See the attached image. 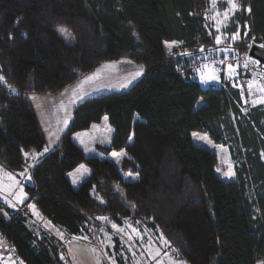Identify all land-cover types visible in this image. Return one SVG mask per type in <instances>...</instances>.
Masks as SVG:
<instances>
[{
  "label": "trees",
  "instance_id": "16d2710c",
  "mask_svg": "<svg viewBox=\"0 0 264 264\" xmlns=\"http://www.w3.org/2000/svg\"><path fill=\"white\" fill-rule=\"evenodd\" d=\"M234 1L229 31L239 28L243 49L226 46L229 55L264 46V0ZM210 6L211 0H0V165L9 171L22 168L24 152L46 145L28 94L59 93L106 61L127 58L142 68L129 89L76 105L57 143L31 168L23 205L34 206L42 223L0 200V235L18 261L75 264L66 241L96 250V217L122 216L159 229L183 264L264 262V106L243 112L237 88L202 86L187 55L215 42ZM170 41L180 45L167 50ZM103 117L113 134L96 149L104 156L123 150L120 165L86 155L72 139ZM193 131L228 148L233 180L217 174L216 154L194 143ZM79 164L89 173L74 187L67 173Z\"/></svg>",
  "mask_w": 264,
  "mask_h": 264
},
{
  "label": "rangeland",
  "instance_id": "374dc122",
  "mask_svg": "<svg viewBox=\"0 0 264 264\" xmlns=\"http://www.w3.org/2000/svg\"><path fill=\"white\" fill-rule=\"evenodd\" d=\"M238 7L237 5L235 9H232L228 0H211L208 20L217 32L215 42L211 47L189 51L187 55L190 58L192 77L198 79L202 86H221L222 82H227L237 88L241 94L242 111L246 112L251 106L258 104L264 106V77L257 78L246 63L242 62L241 58L248 54V50L246 53L229 55L231 49L226 47L232 46L239 51L243 49L241 48L243 36H239V28L235 32L229 31V19ZM226 12L227 19H225ZM59 32L72 40L73 37L66 29L59 28ZM234 35L236 39H233ZM218 37L220 38L219 43L217 42ZM178 46L176 42L166 43L167 50ZM236 56L240 60H233ZM224 59L232 60L224 64ZM229 65H231V70H229ZM141 73V66L132 63L127 58H121L116 61L103 62L95 70L59 93L28 94L27 98L33 104L46 138V145L39 152H24V164L17 171H9L0 165V200L4 202V205L16 211L27 209L35 221L42 223L43 221L33 207H30L31 204L23 205L28 196L24 187L31 184V168L57 143L76 105L94 95L125 91L138 80ZM210 75H214L216 79H208ZM0 77H2L1 73ZM112 134L113 128L107 118L103 117L100 122L92 124L90 128L76 133L74 140L86 155H94L100 153L96 149L98 145H109ZM192 138L194 143L216 154L217 174L223 180L230 181L235 178L234 161L226 146L215 143L206 133L200 131H193ZM114 153L116 155H113ZM125 156L124 151H118L108 154L107 158L120 165V161ZM88 173L86 166L79 164V167L69 174L68 178L76 187L87 177ZM122 176L126 179L134 178L129 172H123ZM114 191L120 199H125L124 189L120 183L114 184ZM1 213L6 219L9 218V213L4 209ZM103 217L107 219H101ZM95 220L98 229H91L90 232L94 234L96 230L91 239L94 241L99 264H183L176 257L175 251L159 229H152L144 222L122 216L119 217V221L109 216L96 217ZM113 225L116 227L114 228ZM55 233L62 237L59 231L56 230ZM15 258V253L4 245L0 236V264H15L18 261V258ZM255 264H264V262L260 261Z\"/></svg>",
  "mask_w": 264,
  "mask_h": 264
},
{
  "label": "crops",
  "instance_id": "0c3cea01",
  "mask_svg": "<svg viewBox=\"0 0 264 264\" xmlns=\"http://www.w3.org/2000/svg\"><path fill=\"white\" fill-rule=\"evenodd\" d=\"M173 42H176L178 45H180V42H177V41H170L167 43H173ZM141 76H142V73H141L140 77ZM192 78L200 83V81L198 79H196L195 77H192ZM206 86H208V85H206ZM215 86H217V85H215ZM78 132H76V133H78ZM76 133H74L72 135L73 140H74V136L76 135ZM119 151H123V150H119ZM112 152H118V151H111L109 154H111ZM94 155L107 158V155L104 156L101 153H97ZM78 167H79V165L76 168H74L72 171L68 172L67 177H69V174H71L73 171H75ZM78 186H79V184H78ZM66 244H67L68 250L70 251V253L72 254V256L75 260V264H99L98 258H97V252L94 248L90 247L87 244L81 243L77 240H67ZM260 261L263 262L262 260H260ZM260 261H258V262H260Z\"/></svg>",
  "mask_w": 264,
  "mask_h": 264
},
{
  "label": "built area",
  "instance_id": "2783aa9c",
  "mask_svg": "<svg viewBox=\"0 0 264 264\" xmlns=\"http://www.w3.org/2000/svg\"><path fill=\"white\" fill-rule=\"evenodd\" d=\"M242 62L243 63H246V65L249 67V70L252 71L257 78H262L264 77V66L259 63L257 60L251 58L248 54L245 56V57H242ZM232 59H224L223 60V63L226 64V63H229ZM233 60H240L239 57H235L233 58ZM224 82H222V88L225 89V86H224ZM1 236V235H0ZM2 237V236H1ZM2 241L4 243V245L11 251L14 253V248H13V245L11 244V242L9 240H7L6 238H3L2 237ZM16 259V258H15ZM15 264H23L21 261H16Z\"/></svg>",
  "mask_w": 264,
  "mask_h": 264
},
{
  "label": "water",
  "instance_id": "95a60500",
  "mask_svg": "<svg viewBox=\"0 0 264 264\" xmlns=\"http://www.w3.org/2000/svg\"><path fill=\"white\" fill-rule=\"evenodd\" d=\"M248 55L264 66V46L252 44L248 50Z\"/></svg>",
  "mask_w": 264,
  "mask_h": 264
},
{
  "label": "snow or ice",
  "instance_id": "6c2138e0",
  "mask_svg": "<svg viewBox=\"0 0 264 264\" xmlns=\"http://www.w3.org/2000/svg\"><path fill=\"white\" fill-rule=\"evenodd\" d=\"M228 3H229V5H230V7L232 8V9H235L236 7H237V5L234 3V0H228ZM225 19H227V12L225 13ZM237 37H236V35H234L233 36V39H236ZM219 41H220V38L218 37L217 38V42L219 43ZM205 67H207V66H205ZM229 70H231V65H229ZM139 73H137V75H138ZM208 79H216V77L214 76V75H210V76H208L207 77ZM4 78L3 77H0V81H2ZM130 139H131V137H130ZM45 151H47V149H45ZM113 155H116V153H114ZM82 167V166H81ZM30 207H34V206H30ZM101 219H107L106 217H103V218H101ZM113 227L115 228L116 227V225H113ZM135 231V230H134Z\"/></svg>",
  "mask_w": 264,
  "mask_h": 264
}]
</instances>
